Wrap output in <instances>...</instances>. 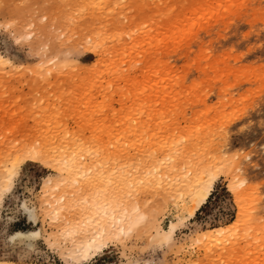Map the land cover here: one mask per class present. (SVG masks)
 <instances>
[{"label":"rangeland","instance_id":"rangeland-1","mask_svg":"<svg viewBox=\"0 0 264 264\" xmlns=\"http://www.w3.org/2000/svg\"><path fill=\"white\" fill-rule=\"evenodd\" d=\"M0 56L7 60L0 64V169L13 157L21 159L0 195V262L264 264V0H0ZM45 66L56 74L47 75ZM134 108L144 128L140 148L147 164L144 158L141 166L150 165L153 154L163 156L153 150L160 145L171 153L188 144L178 181L217 171L212 191L183 221L145 186H64L68 196L81 189L136 197L149 213L122 239L86 260L66 262L62 252L71 239L44 212L45 190L58 174L25 155L24 147L53 134L59 140L65 132L95 146L92 138L102 127L114 126L125 109ZM237 177L248 185L242 187L247 197L239 226L193 245L197 236L229 229L239 219L230 186ZM23 200L35 208L33 216ZM172 221L177 226L171 238L156 237ZM20 229L40 234L31 242H11Z\"/></svg>","mask_w":264,"mask_h":264},{"label":"bare ground","instance_id":"bare-ground-1","mask_svg":"<svg viewBox=\"0 0 264 264\" xmlns=\"http://www.w3.org/2000/svg\"><path fill=\"white\" fill-rule=\"evenodd\" d=\"M98 49L99 48H96L95 52H98L99 51ZM6 61L7 60H5V58L3 59V57L0 56V64L2 66L6 63ZM49 63L54 65L58 64V62H56L53 59L49 60ZM43 67L44 65L41 64L40 68ZM43 70L47 75L50 74L49 76H53L54 74H56L54 73L53 67L48 68L45 66ZM166 91L168 92V90ZM126 109L125 112L122 111L125 114L124 113H123L124 115L122 114L121 118L118 120L116 124H114V126H111L109 123L108 125H110L111 127L108 125L106 126L104 124L105 121L104 123H102L103 126L104 125L106 126V127L101 126L103 128V130L101 128L100 131L102 135L101 133H97V135L95 134L97 136V139H94V137L92 138V140H95L94 141L95 146L91 145L93 141L92 142L89 141V143L90 142L91 143L90 145H88V143H85L84 141L81 140L82 138L80 139L79 137L76 136H74L73 138V136L70 135L72 137V139H70L68 133L65 132L63 134V137H58L60 138L59 140H54L56 134H53L49 138H44L42 140L37 141L36 145L37 144L39 145L35 147L25 146L24 147L25 151L23 149L25 155H27L28 157L32 156L35 159L36 158L41 159L43 163L50 166V168L54 169L55 172L58 174L57 178L52 180L53 183L49 185V188L47 187V189L45 190L46 194L44 196H46V199L44 200V212L46 213V215H49L52 220H56L57 222H59L58 226L59 228H61L60 229L61 234L62 236H64V239H68V238L71 239L70 246L64 249L65 250L64 253L62 252L63 254L62 256L64 258V261L66 262L70 260H86L91 255L99 252L103 247L107 245V243H109V241L111 242L112 240H116V239L118 240L119 238L122 239L123 237H125L126 234L135 230L137 226L145 222L149 216L148 215L149 213L146 211V208L140 204V201H138L139 198L137 200L135 199L136 197L134 198L135 200L126 199L125 196L122 197L121 196L122 194H119L120 192L118 194H115L112 192V190H107L103 192L99 191L94 195H92L93 191L82 192L81 189L74 190L68 196L66 188H63L64 186H88L92 188V190L96 189L99 186H107L106 189H109L111 186H117V187L135 186V188L136 186H140V190H141V188H143L141 186H145L147 190L145 188L144 189L148 193L150 191V193L154 196L159 195L164 199L165 204L171 203L175 209L177 219L183 220L184 218L187 217L191 218L195 214V212L199 209V207L206 202L207 198L209 197L212 191L214 182L217 179V174H218L217 171H215L216 173L209 172V174L206 171L205 174L202 172L200 175L193 178L192 180L188 179L187 177L190 175H187L185 179L181 178L182 180L180 179L181 181H178V177L181 176L178 175L179 174L178 172L181 173L182 171V169L180 170L181 168L180 163L183 162L185 158H188L186 156L184 157V154L187 151L185 147L188 146V144L186 145L185 143L184 144L186 146L185 147L183 146L184 150L179 151L180 153L176 151L178 154H175L176 153L175 151H173L174 154H171L173 152L163 153V149L164 151L166 150V148H164L166 143L163 145L164 146L163 148L160 145L158 148H155L156 150L153 149L158 156L159 153H162L163 156L160 155L161 157L159 156L160 157L159 158L156 155L153 156L154 154L153 155L151 154L153 159L155 160L153 161V159H151L150 165L148 164L149 168H147L145 174H142V172H144L142 171L144 169L143 167L148 166V165L146 166L145 164L141 166L143 163L147 164L146 158L141 156L142 149L140 148L143 145L141 144V142L145 140L142 137L144 136L142 132L144 128L140 127L142 125V124L140 125L141 122L137 123L138 120L136 119L137 121H135L134 119L135 118L134 116L137 115L135 111L138 109L134 108V110H132V112L130 113L128 112L126 113ZM146 127L148 128L149 126ZM178 133L180 134V132ZM61 138H65V139L63 140ZM193 140L194 139H192L191 141ZM213 142L214 140L212 141V143ZM196 143H200V142H198L197 140ZM189 144L191 143L189 142ZM173 148L170 151H172ZM179 149L177 148V150ZM19 157H13L12 160L9 161L10 162L9 164H6L5 167H2L0 169V186H1L0 195L9 187L8 184L13 173L16 170L17 162L18 160H21L19 159ZM144 158L146 162L143 161ZM147 159H149L148 156ZM168 159H169V163H167V165L165 166H162L163 161L164 162L168 161ZM201 163L203 164L204 162ZM205 163L207 164L206 160ZM216 163H214V165ZM206 164H203V166ZM190 165H192V163H190ZM198 165H196V168ZM209 169H211V167H209ZM195 173H192L193 176ZM231 181L233 182L230 186H232V189L237 194L236 200L240 206V210L238 214L239 219H237L236 222H234L235 225L233 224L230 225L231 228L229 229H227V227L224 228L219 226L214 228L210 232L208 231L204 233V235L201 234L200 236H197L194 241L195 244L193 245H196L197 242L200 243L202 241H205L206 239L209 240V237L215 238L214 236H217L222 238L223 236L229 234L230 230L232 231L237 226H239L238 224L241 221V215L244 214L245 212L246 205H244L243 202L247 197V196L245 197L246 189L242 187L243 186L246 187L248 185L244 179L238 177ZM51 186L52 187L55 186V187L52 188ZM117 187H113V188H117ZM161 190H164V192H162V194H158V192H160ZM161 201L162 200H159V202H157L158 204L157 203L155 204L161 206L162 204L160 203ZM21 202L24 210L27 211L31 216H33L35 214V208L28 206L24 202V200ZM155 206L156 205H154V208H156ZM150 208L151 207H149V209ZM75 214H77L76 215L77 217L75 216ZM175 224L173 221L171 222L170 226L168 227L170 228L169 231L165 229L157 230L155 234L156 237L158 236L160 240L161 239L168 240L167 238H169L172 230L175 228V226H177ZM237 229L240 228L238 227ZM39 234H40L39 229L26 230V231L20 229L12 233L9 236V240L11 242L15 240L28 242L32 239H35L37 236L39 237ZM53 239H54L53 243L55 244L54 246H56V244L58 245L59 236L54 235ZM58 248L60 247H57V249ZM0 264H18V263H14L12 261H2L0 262ZM29 264H41V263H29Z\"/></svg>","mask_w":264,"mask_h":264}]
</instances>
